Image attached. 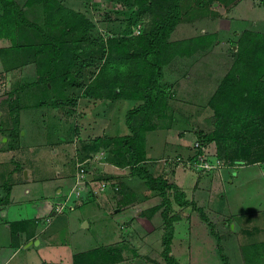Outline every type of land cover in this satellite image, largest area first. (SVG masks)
<instances>
[{
	"label": "rangeland",
	"instance_id": "374dc122",
	"mask_svg": "<svg viewBox=\"0 0 264 264\" xmlns=\"http://www.w3.org/2000/svg\"><path fill=\"white\" fill-rule=\"evenodd\" d=\"M23 1L20 2L25 4ZM59 2L68 8L71 6V9L79 11L92 22V26L87 29L81 40L74 42L76 32L68 35L70 44L75 43L82 48L81 56L70 66V76L66 80L57 76L47 82V85L46 81L35 82L38 73L33 59L17 68L0 72V197L10 198L15 203H24L26 207L23 205L20 208L23 215L24 213L30 217L35 214L40 215V218L32 217L27 221L24 220L23 226H26L27 230L35 227L36 224L45 228L39 235L42 238L40 244L34 240L29 247L30 250L26 248L16 250L5 264H75L76 253L98 246H113L121 250L120 261L106 264H162L154 258L158 257L156 250L159 247V240L157 244L155 235L151 232H155L156 228L162 229L164 219L158 218L157 224H153L151 228L149 222L139 219V215L135 213L136 208L130 213L125 207L120 209L123 187L126 186L132 191L136 188L143 193L151 189L141 178L132 174L130 166L112 164L109 158L114 154L111 150L113 145L106 146L99 140L129 133L130 128L125 113L130 107L139 103V100L101 97L97 95L96 90L88 89L86 86L93 77L94 71L98 70L96 64L104 60L102 45L106 39L130 37L140 33L147 27L150 14L141 12L136 6L132 7L130 0H59ZM182 9L185 13L172 31V38L188 37L208 31L215 32L216 36L210 47L206 49L205 55L203 51L193 60L181 58L178 61H183L182 63H174L172 60L168 66H163L164 75L160 83L168 94L166 97L168 105L165 119L161 122L162 126L146 132V145H149L147 153L150 155L146 154V156L155 157L152 162L146 163L152 170L155 168L153 171L156 174L163 173L175 186L186 192L189 202L196 195L197 202L199 201L197 196L205 191H211L216 176L220 177L217 191H230L231 184L228 178L230 168L219 170L230 166L225 164L217 171L205 168L200 171L192 164L194 161L180 160L179 155L175 153L180 150L183 154L181 157H187L184 151L189 154L196 148L202 149V145H208L204 144L209 141L206 135L216 126V116L209 101L223 79L224 73H227L236 59L237 41L243 30L247 28L255 31L264 30L262 24L255 23L264 16V1L215 0L212 5L183 3ZM22 10L24 11L23 8ZM24 13L27 21L42 24L40 20H43L44 11L40 3L34 4L29 13ZM19 27L17 30L21 29L24 36H20L19 42L40 43L43 40L35 27L26 26L24 23ZM4 43L6 45V41L0 40V45ZM29 50L32 53V49ZM201 55L202 58L198 59ZM10 102L16 103L18 107L19 131L16 139H12L10 135L14 127ZM205 116L213 117L209 120L210 132L202 130L197 123L198 119H203ZM140 119L141 114H138L133 124L137 125ZM183 132L185 134L179 140L182 141V145L180 149L175 148L174 143L178 144L176 140L179 139L177 134ZM170 133L175 134V137ZM196 137L198 139L194 141ZM196 141L200 144L195 145ZM215 141L216 145L219 144L217 150L230 160H227L228 164H233L231 158L238 157V152L242 154L239 157L247 166L239 168L241 164H235L233 168L235 172L232 171V174L236 175L237 171L239 173L234 178L233 185L243 182L241 179H253L251 183L242 184L241 191L245 200L240 208H246L254 223L260 225L264 233V113L261 117V125L252 129L247 141H233V146L225 143L222 138ZM90 154L92 159L86 165L87 176L94 182L111 176L112 182L108 179L104 180L109 184L106 190L95 193L92 197L86 194L88 196L86 199L77 198L74 208L57 212L55 204L59 201L60 194L55 193V187L60 186L63 190H68L74 182L77 157L83 159L81 157ZM168 156L171 157L167 158ZM165 158H167L165 161L173 164L169 166L168 163L163 167L161 163ZM210 158L215 160L212 154ZM116 184L118 189H114ZM26 187H32L31 193L24 192ZM44 193L49 195L50 200L53 198L45 210L43 206L45 199L42 203V200L37 198ZM169 193H174L173 189ZM237 193L239 190L228 193L229 202L231 199L232 203V198H235L234 207L239 202ZM33 195L37 197L30 199ZM44 198H46L45 194ZM6 202L0 201V205L5 207ZM35 206H38L37 210ZM192 207L191 202L184 206L177 204L173 211L178 210L180 220L182 218L191 220V216H195L194 220H196L198 214H194L197 212ZM22 208L25 211H22ZM9 218H13V215L10 214ZM5 221L6 217H0V234H5L3 230ZM11 223H13L12 226L10 225L12 232V227L16 228L18 225L15 222ZM204 225L199 226L198 233H195L197 230L195 232L190 230L191 237L194 232V235H198L209 247L211 246L208 250L218 254L216 259L219 264H225V258L230 264H235V250L233 249V260H231L232 256L230 250L225 247L226 244L220 239L215 241L214 238L213 240L209 236L206 237ZM206 228L209 233L210 231L213 233V225L211 227L210 224H206ZM148 233L151 234L147 238ZM233 233L236 234L235 231ZM183 234L181 235L186 236L185 232ZM15 236L13 234V238L20 237ZM251 238L261 239L256 234H249L245 240ZM0 242H3L1 235ZM243 244L244 255L258 257L264 262V241L258 243V247L256 245L250 247L248 241H244ZM193 245H190V251ZM219 245H221V253L215 251ZM6 250L8 251L9 248ZM222 253L226 256H222ZM171 255L175 260L177 257L182 258L174 253ZM213 255L209 254V257ZM88 256H80L77 264L86 262L84 259ZM197 258L199 260L200 256ZM205 264L217 263H212L210 260V263ZM252 264H260V262L256 260Z\"/></svg>",
	"mask_w": 264,
	"mask_h": 264
},
{
	"label": "trees",
	"instance_id": "16d2710c",
	"mask_svg": "<svg viewBox=\"0 0 264 264\" xmlns=\"http://www.w3.org/2000/svg\"><path fill=\"white\" fill-rule=\"evenodd\" d=\"M130 1L132 7H138L141 12H149L147 27L130 37H108L102 45L104 60L96 64L98 70L94 71L93 77L86 86L88 89L96 90L97 95L101 97L111 99L125 97L139 100V103L130 107L125 113L126 122L130 128L129 133L97 139L106 146L113 145L111 150L114 154L109 158L111 163L118 166H130L132 174L141 178L156 195L155 203L150 206L148 216H154V213L158 212L155 223L159 221L158 218H163L164 226L162 225V229L156 228L155 232H151L155 235L154 239L157 240V244L159 240V247L156 250L158 257L154 258L162 264H179L170 253L174 230L173 221L178 217V210L173 211L175 205L184 206L192 203V208L197 212L194 213L199 215V217L196 216V220H194L195 216L190 218V227L194 232L197 230L195 233L200 230L196 223L198 218L211 226L212 223L203 206L198 205L194 199L189 202L186 192L175 186L166 175L156 174L148 166L146 162L150 160L146 156V132L161 127V122L166 116L168 94L160 83L164 75L163 66L170 64L177 56L198 55L202 50L210 47L216 36L215 32L208 31L188 37L172 38V31L185 13L182 9L183 3H210L212 5L215 0ZM0 2L3 7V14L0 17V36L7 33L13 35L9 45H0V72L17 68L33 59L38 73L35 82L46 81L47 85V82L57 76L66 80L71 73L70 66L79 59L82 53L80 45L70 44L68 35L76 32L74 42L81 40L87 29L92 26V22L79 11L61 5L59 0H25L27 5L43 2L45 19L42 24L27 21L24 11L16 0H0ZM21 23L35 27L43 40L40 43L23 44L19 42L20 36L24 37L22 32L16 34ZM29 49H32V53ZM263 76L264 32L244 29L237 41L236 59L209 101L216 116V126L206 135L207 140L222 138L225 143L232 146L233 141H247V136L251 134L252 129L261 125V117L264 113ZM10 111L14 119V127L10 135L12 139H16L19 131L16 103L10 102ZM138 114H141V119L135 125L133 120ZM223 122L224 126L221 127ZM201 152L200 148H196L190 157H179L180 160L195 161ZM239 155L242 156L238 152V157H232L231 161L233 163L244 162ZM217 156L225 164L230 161L222 156L220 150L217 151ZM111 178V176L103 177L101 180ZM171 189L174 193H169ZM121 191L123 197L120 199L122 203L120 209L133 201L135 196L130 195L134 191L126 186ZM4 198L6 197H0V201H4ZM16 231L17 229L12 227L13 234L17 236ZM194 232L191 258L197 255L196 257L200 256V259H204L209 257V254L213 255L214 252L208 250L211 246L209 247L202 239L200 242L194 240L198 238ZM151 233L147 234V238ZM216 250L221 253V245L217 246ZM86 255L89 256L84 259L86 262L83 264H106L122 259L119 248L98 246L76 253L74 263L77 264L80 256ZM222 256L226 255L222 253ZM225 259V264H229L228 259Z\"/></svg>",
	"mask_w": 264,
	"mask_h": 264
},
{
	"label": "crops",
	"instance_id": "0c3cea01",
	"mask_svg": "<svg viewBox=\"0 0 264 264\" xmlns=\"http://www.w3.org/2000/svg\"><path fill=\"white\" fill-rule=\"evenodd\" d=\"M16 1L18 2V4L21 3L20 2L21 0H16ZM23 2H25V0ZM37 3H40V7L44 11L43 17H42L44 20L45 19V9H44V4L42 2H36V3H33L32 5H27V4L21 3L22 5L21 4H19V5L21 8L24 9V12L29 13L30 8L34 7V4H37ZM69 8H72V7L70 6ZM1 14H3V7L0 3V17H1ZM43 20H40V22H43ZM255 23H259V24H262L264 26V16H262L260 18L259 22L255 21ZM21 32H22V30L20 29V30L16 31V34H20ZM261 32H264V30H262ZM8 35H10V34L9 33L1 34L0 40L3 42L6 41V44H7V42L10 41V39L12 38V36H8ZM3 45H5V43ZM203 51H204L203 54L205 55L206 50H202L201 52H203ZM196 55H192L191 57L177 56L173 59V61H174V63L179 62L181 60V58H188L190 60H193ZM199 58H202V55L199 56L198 59ZM178 59H179V61H178ZM182 62L183 61H181L179 63H182ZM166 66H168V64H166L165 67ZM224 74H226V73H224ZM183 86H185V85H183ZM211 118H213V117H206L205 116L203 119L200 118L197 120V123L200 125V128L202 130H205V132H208L209 130H211V127H210L211 125L209 122V120ZM170 126H168V127H170ZM184 134H185V132H183L181 134H177L179 139L176 140L178 142V144L174 143L175 148L179 147V149H180V147L182 145V141H179V140H180V138H183ZM170 135L175 137V134H173V133H170ZM197 139L198 138L196 137L194 139V141ZM194 141H193V143H194ZM235 142H237V141H235ZM243 142H245V141H243ZM204 144H206V145L208 144L207 146L202 145L201 150L204 153H206L208 156H210L212 154L213 157H218L217 156L218 145H216L215 140H209L207 143L204 142ZM148 147H149V145H146V147H145L146 148V154L148 156H150L147 153ZM194 150L196 151V149H194ZM194 150L191 151L189 154H187V152L184 151L183 153L185 155H187V157H185V156L184 157L185 158L190 157L195 152ZM177 154L180 157H181V155H183L180 152V150L175 153V155H177ZM86 156L81 157V158H86ZM90 156H91V154H90ZM171 156H168L167 158H169ZM87 157H89V156H87ZM164 157H166V156H164ZM167 158L162 159V160H164L163 163H161V164H163V167H166V165H168V163H169V166L173 164L170 161H165ZM154 159H155V157H153V156L149 157L150 162H152V160H154ZM175 163H177V162H175ZM235 164H238V163L235 162L233 164H226L227 166L229 165L230 167H223L222 166L223 167L222 169L217 168L220 171L224 170V168H226V169L230 168L229 173H228L230 175L228 177L229 182L231 184L230 191H228V192H226V191H219L218 192L217 191L216 188H218V182L220 183V179H219L220 177L216 176V178H214L213 187H212L211 191H209V192L205 191L202 195L200 194V196H197V197H199V201L197 200V204L200 206H203L204 210L206 211V215L209 217V221H211L212 225L214 226L213 233H211L210 230H209L210 233L207 231L206 224L208 225L209 223H207L203 219L198 218L196 223L199 226L205 224L204 226H205L206 237L209 236L212 239L214 238L215 241L220 239L223 244H226L225 247H227L230 250V254L232 256L231 260H233V249L235 250V253H234L235 258H236V260L234 261L235 264H252V262L256 261V260L257 261L259 260L260 264L261 263L264 264V262H262V260L259 259L258 257H248L247 255H244L243 251H242V247H245L243 244L244 241L245 242L248 241L250 247H253L254 245H256V247H258L259 246L258 243H260L261 241H264V239H263L264 233H263V229H260L261 226L256 225L255 224L256 222L254 223V219H252L251 215L247 213V210H245L246 208H240V205L241 204L243 205V201L245 200V198L242 195V191H241L242 184L243 183H251V182H253V181H251L253 179H251V180L250 179L249 180L241 179V180H243V182H240V183L233 185V182L235 180L234 178L239 173V171H237L236 175L232 174V171H233V168L235 167ZM240 164L241 165H239V168L247 166V164H245V162H241ZM149 167H151V166L149 165ZM217 169L215 171H217ZM153 170H155V168ZM233 172H235V171H233ZM225 173H227V171ZM211 185H212V183H211ZM203 186H205V183ZM69 189L63 190L60 186L55 187V190H54L55 193L56 194L58 193V195L60 194V197L58 198L59 201L63 199V197L69 191ZM233 190H239V193H237V199L239 202L237 203L236 207L233 206V200L235 198L234 199L232 198V203H231V199H230V202L228 201V196H229L228 193L229 192L233 193ZM31 191H32V187H26L24 192L26 194H29V193H31ZM133 193L134 194H130V195L131 196L135 195L134 200L131 201L130 203L126 204L124 207L128 209V211H127L128 213H130L133 208H136L135 213H136V215H139V219H141L143 221L146 220L147 222H149V224L152 228L153 224H155L154 220L155 219L157 220V217L159 214L157 212V213H154V216H148V215H149V211H150L149 210L150 206H152L155 203L154 200H156V195H154V193H152L151 191H146L144 193L140 192V190H137L136 188H134ZM44 194H45L46 198H44ZM44 194L39 195L37 197V196H34L35 195V193H34L33 197H31L30 199H32V198L35 199V197H37V198H40L42 200L41 201L42 203L44 202V199H45V202L43 205L44 210H45L48 207V205L51 203L53 198L50 200L49 195H47L46 193H44ZM53 197H56V196H53ZM193 198L196 201V199H195L196 195H194ZM4 199H5L4 201H7L6 206L2 207L3 205H0V210H2V212H0V215H1L0 217L1 218L6 217V221H5V225H4L5 227H3V230H5V234H0L2 236V239H3V242H0V264H5L13 256V254L15 253L16 250H21L22 248H26V249L30 250L29 247L32 245V243H34V240H38V242H36V243L40 244L42 242V238L39 235L45 230L44 226L43 227L38 226V224H36L35 227L29 228L27 230L26 229L27 227L23 226L24 220L27 221L29 218H32V217L40 218V215L35 214L32 217L25 215L26 213H24V215H23L20 211V208L23 205L26 207V205L24 203L16 202L17 203L16 204L15 201L11 200L10 198L9 199L4 198ZM46 199H47V201H46ZM85 199H86V197H85ZM29 200H27V201H29ZM8 202H9V204H8ZM240 202H242V203H240ZM19 205H21V206L18 208L17 206H19ZM35 205H36V203H35ZM34 208H36V210H37L38 206H35ZM22 211H25V210H23V208H22ZM10 214L13 215V218H9ZM198 217H199V215H198ZM241 217H243V218H241ZM180 218H181V216H178L173 222L174 230H173V238H172L171 243H170V246H171L170 253L171 254L174 253V254H177L180 257H182V258L177 257V260L179 261L180 264H189V263L190 264H205L206 262L210 263V260L212 263L216 262L217 264H219L217 259H216L218 257L217 253H215L211 257H208L207 259L201 258L198 260V258L196 257L197 255L195 257H192V258L190 257L191 251L189 249H190L191 244H189V241L191 239L190 242L192 243V240H193V238H192L193 236L191 237V235H190V230H191L190 224L191 223H190V220L188 218L187 219L182 218L181 220H180ZM8 221H10V222H8ZM11 222H15V224L18 225V227H16L15 229H17V231H18L17 235L20 236V237L18 236L19 238H13V234H11L12 232L10 229ZM181 222H183V223H181ZM179 228L182 229V231H184L186 233L185 234L186 236L181 235L184 232H182ZM233 231H235L236 234L233 233ZM259 232H261L262 234L259 235L258 234ZM249 234H251V235L256 234L261 239L251 238V239L245 240V237L248 236ZM243 237H244V241H243ZM194 240H196V242L202 241L201 238H199V237L195 238ZM197 247H199V245H197ZM8 248H9V250L7 251L6 249H8ZM178 248H180V249H178ZM255 253L257 254V252H255ZM232 263H233V261H232Z\"/></svg>",
	"mask_w": 264,
	"mask_h": 264
},
{
	"label": "built area",
	"instance_id": "2783aa9c",
	"mask_svg": "<svg viewBox=\"0 0 264 264\" xmlns=\"http://www.w3.org/2000/svg\"><path fill=\"white\" fill-rule=\"evenodd\" d=\"M200 142L196 141L195 145H199ZM180 158V157H178ZM177 158V159H178ZM92 159V156L76 159V172L74 174V182L65 194L62 200L56 202L55 209L57 212H61L66 208H74L75 200L77 198L87 197L86 194L93 195L95 193H100L106 190L109 186L107 181L99 180L92 181L91 178L87 176V162ZM215 160H212L210 156L206 153H199L197 160L193 162L194 166L198 169H217L222 165H225L224 161L219 157H215ZM114 189H118V185H114Z\"/></svg>",
	"mask_w": 264,
	"mask_h": 264
},
{
	"label": "water",
	"instance_id": "95a60500",
	"mask_svg": "<svg viewBox=\"0 0 264 264\" xmlns=\"http://www.w3.org/2000/svg\"><path fill=\"white\" fill-rule=\"evenodd\" d=\"M85 224H86V222H85ZM36 242H38V240H36Z\"/></svg>",
	"mask_w": 264,
	"mask_h": 264
}]
</instances>
